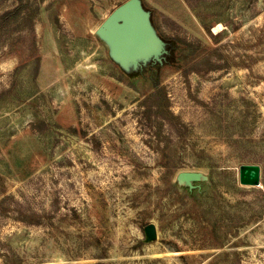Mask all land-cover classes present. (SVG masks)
I'll list each match as a JSON object with an SVG mask.
<instances>
[{
	"label": "rangeland",
	"instance_id": "obj_1",
	"mask_svg": "<svg viewBox=\"0 0 264 264\" xmlns=\"http://www.w3.org/2000/svg\"><path fill=\"white\" fill-rule=\"evenodd\" d=\"M125 1L0 0V264H264V0Z\"/></svg>",
	"mask_w": 264,
	"mask_h": 264
},
{
	"label": "water",
	"instance_id": "obj_2",
	"mask_svg": "<svg viewBox=\"0 0 264 264\" xmlns=\"http://www.w3.org/2000/svg\"><path fill=\"white\" fill-rule=\"evenodd\" d=\"M99 35L107 38L113 48L120 54L132 50L154 53L156 42L153 40L150 27L145 15L139 7L137 0H127L116 7L101 23ZM198 172H183L181 180L198 181ZM261 168L257 164H242L238 169L239 184L246 187L261 185ZM145 233L155 236V227L150 224L145 228Z\"/></svg>",
	"mask_w": 264,
	"mask_h": 264
},
{
	"label": "trees",
	"instance_id": "obj_3",
	"mask_svg": "<svg viewBox=\"0 0 264 264\" xmlns=\"http://www.w3.org/2000/svg\"><path fill=\"white\" fill-rule=\"evenodd\" d=\"M16 11V10H15ZM9 15H10V13H3L2 14V18H6V17H9ZM6 201H12V203H13V205L15 206V207H17V210L16 211H14V213L15 214H19V215H23V205L21 204V203H19L16 199H14V197L13 196H11V195H8V196H6L2 201H1V203H4V202H6ZM51 206H52V210L54 209V207H55V202H54V200H53V203L51 204ZM19 220L20 221H23V222H25V223H37L38 221V219H36V221L35 222H32V221H25L24 219H22L21 217H19Z\"/></svg>",
	"mask_w": 264,
	"mask_h": 264
},
{
	"label": "bare ground",
	"instance_id": "obj_4",
	"mask_svg": "<svg viewBox=\"0 0 264 264\" xmlns=\"http://www.w3.org/2000/svg\"><path fill=\"white\" fill-rule=\"evenodd\" d=\"M99 27V26H98Z\"/></svg>",
	"mask_w": 264,
	"mask_h": 264
}]
</instances>
